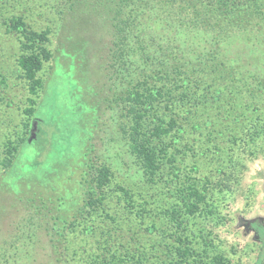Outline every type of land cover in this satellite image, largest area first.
Returning <instances> with one entry per match:
<instances>
[{"label":"rangeland","instance_id":"rangeland-1","mask_svg":"<svg viewBox=\"0 0 264 264\" xmlns=\"http://www.w3.org/2000/svg\"><path fill=\"white\" fill-rule=\"evenodd\" d=\"M145 1L146 16L131 30L126 23L122 57L111 67L113 35L83 1L0 0V161L7 138L27 137L16 171L24 179L6 175L0 164V264H31L47 243L43 228L56 215L60 224L75 223L54 242L52 257L66 255L55 264H78L73 249L94 252L104 245L131 264L178 260L166 251L175 245L166 234V212L177 204L168 167L162 162L149 179L120 128L126 117L119 99L130 81L160 67L190 82L177 164L181 171L195 164L211 190L201 211L185 218L193 249L209 250L206 238L230 264H264V168L254 170L256 162L264 164L260 1L239 0L234 13L208 0ZM14 15L48 30L51 52L38 72L43 88L27 129L22 109L29 94L16 68L19 37L7 25ZM98 161L111 172L105 197L97 210L77 214L86 162ZM150 225L155 230L148 231Z\"/></svg>","mask_w":264,"mask_h":264},{"label":"trees","instance_id":"trees-1","mask_svg":"<svg viewBox=\"0 0 264 264\" xmlns=\"http://www.w3.org/2000/svg\"><path fill=\"white\" fill-rule=\"evenodd\" d=\"M81 1H83L87 13L95 15V18L98 16L109 26L108 30L113 37L109 41L107 58L111 62L110 66L113 67L116 61L122 57L120 52L123 49L120 39L123 41L126 38V23L129 24V28L133 22L140 21L141 23L146 16L144 10L149 9L148 4L145 0ZM259 1L264 10V0ZM208 2L220 10L223 7L227 13H234L241 6L239 0H208ZM7 25L8 29L19 37L16 68L18 76L25 82L29 94L26 99L27 105L22 109L26 118L23 126L27 129L31 126L29 120L35 116L36 112L35 96L43 88L38 72L43 68L44 62L51 58V52L46 47L48 30H35L28 26L21 16L17 15L11 16ZM186 81L185 77L175 79L171 73L168 74L167 68L162 67L143 78L131 80L124 96L119 99L123 104L122 110L126 117V123L122 124L120 128L127 141L129 152L143 173L152 179L156 176L160 164L164 162L175 184L177 204L175 208L172 207L166 212L170 223L166 234L175 245H167L166 251L168 256L173 255L172 257H178V260L174 262L170 259L171 261L167 264H230V261L221 252L210 248L214 246L207 242L206 238H204L205 244L208 245L210 253L205 249L201 253L196 252L188 238L185 218L201 211L202 204L206 203L211 190L208 186V179L199 174L195 164L189 165L183 171L177 164L176 155L181 154L178 146L181 138L180 123L186 115V107L189 106V98L192 94L190 82ZM194 91H196L195 87ZM43 137L48 136L44 134ZM57 137L58 134L53 133V139L57 140ZM26 139L27 137L22 136L15 139L7 138L3 144L1 167L6 175L10 173L15 179L23 180L25 177L17 175L16 171L20 169L17 158ZM57 163L59 162L57 161ZM83 175L81 178L87 188L80 197V208L77 210V214L81 215L97 210L94 207L100 205L105 197L104 191L110 181L111 172L103 162H86V170ZM40 213L37 210L33 211L34 215ZM59 218L58 215L51 218V226L43 228L42 236L47 243L36 255H32V257H37L31 261V264H55L59 262L61 256H66L63 253H58L59 256L53 258L51 252L56 248L54 242L63 238L65 230L73 226L75 221L66 223L67 219H61L60 224ZM155 228L154 225H150L146 229L152 231ZM48 243L52 244L50 249ZM104 246L95 247L96 251L94 252H79L73 249L72 260L78 264H131L129 259L122 257L116 250L112 251L109 247L110 251H108V249H104ZM136 262L139 263V260L137 259Z\"/></svg>","mask_w":264,"mask_h":264},{"label":"clouds","instance_id":"clouds-1","mask_svg":"<svg viewBox=\"0 0 264 264\" xmlns=\"http://www.w3.org/2000/svg\"><path fill=\"white\" fill-rule=\"evenodd\" d=\"M261 168H264V164L256 162L255 165H254V170L255 171H259Z\"/></svg>","mask_w":264,"mask_h":264},{"label":"water","instance_id":"water-1","mask_svg":"<svg viewBox=\"0 0 264 264\" xmlns=\"http://www.w3.org/2000/svg\"><path fill=\"white\" fill-rule=\"evenodd\" d=\"M33 136H34V133L32 132L31 136L28 138V141H30L33 138Z\"/></svg>","mask_w":264,"mask_h":264}]
</instances>
